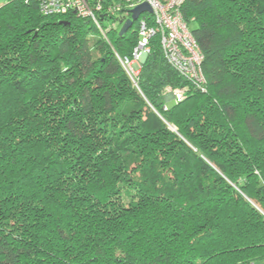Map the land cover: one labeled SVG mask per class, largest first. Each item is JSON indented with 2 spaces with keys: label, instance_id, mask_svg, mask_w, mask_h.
<instances>
[{
  "label": "trees",
  "instance_id": "trees-1",
  "mask_svg": "<svg viewBox=\"0 0 264 264\" xmlns=\"http://www.w3.org/2000/svg\"><path fill=\"white\" fill-rule=\"evenodd\" d=\"M181 13L201 87L157 37L128 77L137 22L0 6V264H264V0Z\"/></svg>",
  "mask_w": 264,
  "mask_h": 264
},
{
  "label": "built area",
  "instance_id": "built-area-1",
  "mask_svg": "<svg viewBox=\"0 0 264 264\" xmlns=\"http://www.w3.org/2000/svg\"><path fill=\"white\" fill-rule=\"evenodd\" d=\"M44 15L73 13L92 23L106 39L107 31H117L130 19L126 10L146 4L151 12L142 13L137 22V45L131 60H120L128 77L133 81L150 51V41L157 37L166 62L181 76L201 87L203 54L184 20L181 7L186 0H32ZM126 17V19H124ZM122 23V24H121ZM121 24V25H119ZM117 57V55H116ZM179 100L181 93H173Z\"/></svg>",
  "mask_w": 264,
  "mask_h": 264
},
{
  "label": "water",
  "instance_id": "water-1",
  "mask_svg": "<svg viewBox=\"0 0 264 264\" xmlns=\"http://www.w3.org/2000/svg\"><path fill=\"white\" fill-rule=\"evenodd\" d=\"M126 11L128 13H130L131 17H130V19L125 21V23L122 25V27H121V29L119 31L120 35L123 34L133 24V22L138 19V17L142 13H145V12L150 13L151 12L149 6L146 5V4L139 5V6L135 7V8H132V9H127Z\"/></svg>",
  "mask_w": 264,
  "mask_h": 264
},
{
  "label": "rangeland",
  "instance_id": "rangeland-1",
  "mask_svg": "<svg viewBox=\"0 0 264 264\" xmlns=\"http://www.w3.org/2000/svg\"><path fill=\"white\" fill-rule=\"evenodd\" d=\"M6 2L7 0H0V6L5 4ZM104 40L106 39L104 38ZM172 98H173V94H169L166 99H172Z\"/></svg>",
  "mask_w": 264,
  "mask_h": 264
}]
</instances>
